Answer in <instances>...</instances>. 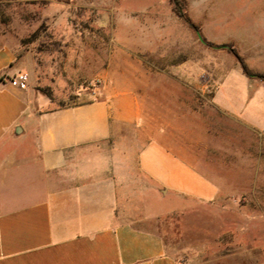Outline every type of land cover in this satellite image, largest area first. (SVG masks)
<instances>
[{
	"label": "crops",
	"instance_id": "1",
	"mask_svg": "<svg viewBox=\"0 0 264 264\" xmlns=\"http://www.w3.org/2000/svg\"><path fill=\"white\" fill-rule=\"evenodd\" d=\"M121 31L119 61L104 68L97 96L66 107L10 84L25 71L0 37V264H185L161 231L203 205L219 208L217 233H238L221 221L220 209L238 194L218 183L217 153L233 146L239 122L264 129L248 116L255 108L264 114V100L247 104L235 90L226 103L228 89H220L213 106L236 133L215 129L210 147L189 124V60L178 67L176 93L166 33L142 25L134 37ZM126 128L135 136L122 135Z\"/></svg>",
	"mask_w": 264,
	"mask_h": 264
},
{
	"label": "rangeland",
	"instance_id": "2",
	"mask_svg": "<svg viewBox=\"0 0 264 264\" xmlns=\"http://www.w3.org/2000/svg\"><path fill=\"white\" fill-rule=\"evenodd\" d=\"M140 25L166 33L176 93L182 87L178 67L189 60V124L192 133H199L197 139L212 147L220 136L215 129L232 127L235 135L236 123L220 115L213 98L224 88L226 103L235 90L240 94L236 98L243 97L247 104L264 100V80L247 77L241 65L264 76V0H0V37L29 75L28 90L48 97L55 107L94 99L104 68L119 61V30L134 37ZM221 45L228 48H218ZM178 99L175 95L171 101L178 104ZM257 110L248 116L264 121ZM215 113L219 119H209ZM122 131L127 137L136 134L128 128ZM233 139V146H220L223 169L216 178L223 186L234 184L230 193L238 196L220 211L222 223L234 230L238 226V233H217L222 224L215 220L216 205L175 215L161 232L176 244L175 254L185 264H264V129L239 122ZM228 166L240 174L228 176ZM244 186L254 189L242 191Z\"/></svg>",
	"mask_w": 264,
	"mask_h": 264
},
{
	"label": "built area",
	"instance_id": "3",
	"mask_svg": "<svg viewBox=\"0 0 264 264\" xmlns=\"http://www.w3.org/2000/svg\"><path fill=\"white\" fill-rule=\"evenodd\" d=\"M29 80H30L29 75L27 73H20L19 75L14 76L10 80V84L13 87H16L21 90H25L28 88Z\"/></svg>",
	"mask_w": 264,
	"mask_h": 264
},
{
	"label": "trees",
	"instance_id": "4",
	"mask_svg": "<svg viewBox=\"0 0 264 264\" xmlns=\"http://www.w3.org/2000/svg\"><path fill=\"white\" fill-rule=\"evenodd\" d=\"M218 48L225 49V48H228V46H227V45H221V46H218ZM230 51H231L233 54H237L236 51H234V49H230ZM241 65H242L243 72H244V74H245L247 77H249V78H255V77H258V78H261V79L264 80V76H262V75H256V74L252 73V72L248 69V67H247L243 62L241 63Z\"/></svg>",
	"mask_w": 264,
	"mask_h": 264
}]
</instances>
